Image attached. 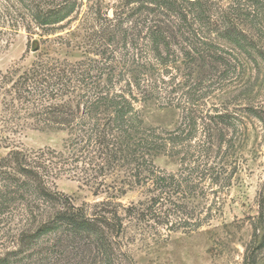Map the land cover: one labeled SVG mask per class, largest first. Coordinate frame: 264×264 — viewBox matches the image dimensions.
Listing matches in <instances>:
<instances>
[{"label": "trees", "instance_id": "trees-1", "mask_svg": "<svg viewBox=\"0 0 264 264\" xmlns=\"http://www.w3.org/2000/svg\"><path fill=\"white\" fill-rule=\"evenodd\" d=\"M100 2L95 26L86 32L84 59L39 61L11 82L15 98L10 102L16 103L17 112L35 125L64 127L71 140L64 152L14 148L0 159V182L6 183L0 188V214L18 211L23 217L18 249L0 256V264H108L113 256L109 230L122 226L117 212L88 216L51 189L50 178L80 163L81 174L99 186L104 185L103 177L114 175L113 185L107 187L112 190L165 185L167 176L151 156L181 144L197 131L198 117L205 119L207 114L183 107L179 124L165 130L143 126L140 103H170L175 81L187 92L224 80L242 68L245 57L255 64L264 59L262 49L233 17L254 19L264 0H241L248 13L239 6L227 12L214 0H121L111 16L102 13ZM79 4L81 0H0V17L14 25L28 19L49 27L70 20ZM216 38L236 50L224 49ZM228 116L218 114L226 122ZM48 233L57 239L45 256L38 257L42 250L24 253L23 247Z\"/></svg>", "mask_w": 264, "mask_h": 264}, {"label": "rangeland", "instance_id": "rangeland-1", "mask_svg": "<svg viewBox=\"0 0 264 264\" xmlns=\"http://www.w3.org/2000/svg\"><path fill=\"white\" fill-rule=\"evenodd\" d=\"M100 1L102 13L111 16L121 0ZM240 1L214 3L227 12L239 6L248 13V5ZM78 9L70 20L49 27L28 19L14 25L0 17V159L14 148L67 151L68 130L55 124L35 125L17 112L16 103L10 102L15 98L10 86L33 63L84 59L83 44L88 27L95 26L97 0H81ZM233 17L264 52V8L254 19ZM216 39L224 49L236 50L225 39ZM242 61V68L224 80L214 79L187 92L175 81L170 103L154 99L140 103L143 126L165 130L179 124L183 107L207 114L205 119L198 117L197 131L181 144L151 156L167 176L165 185L112 190L107 187L113 185L114 175L103 177L104 185L99 186L81 174L80 163L50 178L49 187L88 216L117 212L122 226L109 230L113 256L108 264H264V59L257 64L250 57ZM225 113L230 117L227 122L218 117ZM21 220L18 211L0 214V256L18 249ZM56 239L54 233L45 234L23 247L24 253L42 250L37 255L43 257Z\"/></svg>", "mask_w": 264, "mask_h": 264}, {"label": "water", "instance_id": "water-1", "mask_svg": "<svg viewBox=\"0 0 264 264\" xmlns=\"http://www.w3.org/2000/svg\"><path fill=\"white\" fill-rule=\"evenodd\" d=\"M37 49H38V47L36 46V47L33 48V51H36Z\"/></svg>", "mask_w": 264, "mask_h": 264}]
</instances>
